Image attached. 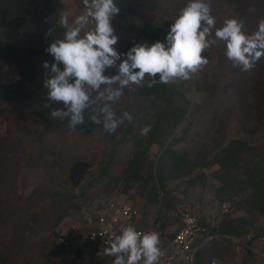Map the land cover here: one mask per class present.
Returning a JSON list of instances; mask_svg holds the SVG:
<instances>
[{
    "label": "rangeland",
    "instance_id": "1",
    "mask_svg": "<svg viewBox=\"0 0 264 264\" xmlns=\"http://www.w3.org/2000/svg\"><path fill=\"white\" fill-rule=\"evenodd\" d=\"M54 1L67 13L68 23L65 26L59 18L54 26L61 33H49L44 43L30 48L32 52L44 49L41 57L36 58L43 66L38 77H21L19 65L29 60L24 30L0 27V254L4 246L11 247L10 240L14 236L39 242L49 233L45 225H36L33 221L42 216L38 212L41 206L31 203L38 196L32 197L34 189H38L51 194L46 207L59 203L61 193L74 195L75 202L81 206L80 210L66 215L55 228L54 242L37 244V249L27 254L38 258L39 264H91L87 253L81 250L71 253L59 246L56 238L76 220L77 212L92 210L110 199L137 206L147 230H154L159 219L168 234L179 227L184 210L193 212L204 227L217 228L223 222L237 221L236 224L247 230L242 229L243 236L236 238L240 242L235 247L221 241L211 242L204 257L224 264H264V241H257V237H264V214L248 212L246 201L251 194L248 188L219 194L220 165L214 162L220 152L236 141L264 154V57L251 71L244 72L227 59L226 42L215 35L228 19L240 21L245 34L255 33L258 23L264 20V0H204L215 18L206 36L209 46L202 53L208 64L190 73L188 80L175 78L163 84L158 82V76H146L139 85L130 83L120 99L111 102L118 119L122 120L124 113L132 116L131 120L125 119V127L108 133L101 124H96L93 132L83 133L77 143L74 140L70 143L63 131L59 134L48 124L67 125L70 118L51 116L52 111L62 109L63 105L49 99L44 81L54 75L51 65L55 59L47 49L57 40H63L76 18L87 10L83 0ZM190 2L192 0H126V7L116 5L120 12L112 20L114 34L118 37L114 48L121 59L104 74L118 75L119 64L137 44L151 45L159 41L170 46L166 37L171 25ZM94 27L95 22L89 18L78 38ZM203 27L208 25L202 23ZM45 62L49 67H44ZM59 67L63 70L62 64ZM118 86L112 85L113 88ZM105 87L101 86L100 91ZM40 95H44L43 100ZM91 95L96 103L85 111L84 121L92 115H98L103 121L98 109L110 102L97 99L96 92ZM176 124H179L177 128ZM129 125H133L131 132ZM145 126L156 127L157 132L155 143L142 157L134 138L148 139L149 133L141 134ZM166 136L170 137L164 139ZM161 141L163 147L158 144ZM139 145L143 147L144 142ZM28 155L33 156V160L38 156L49 167L34 160L35 167L19 168ZM160 160L165 161L164 185L157 170ZM104 169L108 176L101 177ZM64 207L59 206V210ZM252 234L256 237L253 242L249 241ZM56 247L66 251L63 258L49 257ZM17 251L14 249L15 257ZM113 261V257L107 258L104 264H113ZM16 262L24 264L18 256Z\"/></svg>",
    "mask_w": 264,
    "mask_h": 264
},
{
    "label": "clouds",
    "instance_id": "2",
    "mask_svg": "<svg viewBox=\"0 0 264 264\" xmlns=\"http://www.w3.org/2000/svg\"><path fill=\"white\" fill-rule=\"evenodd\" d=\"M83 3L86 13L76 18L63 40H57L47 49L55 63L51 65L54 75L44 81V87L48 89L50 100L63 105L62 109L52 111L51 116L69 117L68 127L71 130L84 123L85 111L96 103L92 99L93 92L98 94L97 99H106L110 103L98 109L103 121L98 115H92V122L103 123L108 133H114L122 120L116 117L111 102L119 100L130 83L139 85L146 76H158V82L163 84H169L175 78L188 80L190 73L208 64L202 53L209 46L206 36L210 27L214 26L215 18L204 0H192L176 18L166 37L170 46L166 47L159 41L133 46L126 53V59L119 64L118 75L113 77L104 73L121 59L114 48L118 37L112 25L113 17L119 14L120 9L114 0H83ZM89 18L95 22L94 30L78 38ZM60 22L67 26L66 12L60 13ZM202 23L208 27L201 28ZM242 28L240 21L228 19L215 35L226 42L227 59L248 72L264 57V20L258 23L256 32L251 35L245 34ZM61 64L63 70L59 67ZM44 67H49L47 62ZM114 84L119 86L113 88ZM101 86H106L103 91H100ZM124 118L131 120L132 116L124 113ZM150 131V126H145L141 134L147 135ZM124 253L127 259L122 255ZM104 254L115 257L113 264H138L140 261L143 264H159L162 255L160 234L155 230L141 233L129 225L110 242Z\"/></svg>",
    "mask_w": 264,
    "mask_h": 264
},
{
    "label": "trees",
    "instance_id": "3",
    "mask_svg": "<svg viewBox=\"0 0 264 264\" xmlns=\"http://www.w3.org/2000/svg\"><path fill=\"white\" fill-rule=\"evenodd\" d=\"M42 1L43 0H0V27L24 30V42L27 48L26 53L28 54L29 60L26 61L25 64L19 65L20 73L22 74L21 77H31V79L33 77H38V74L43 68L42 63L38 60L36 61V58L39 59L41 57L42 53L40 54V52H43L44 49L37 48L38 50L32 52V49L30 48H32L33 46H40V44L44 43L43 41L47 40L46 38L49 36L48 35L49 33H59V34L61 33V30L54 25L56 24L57 20L60 18V13L62 11L64 12L63 8L58 2H55L54 0H44L43 4ZM114 2L120 8L126 7L125 4L126 0H114ZM154 90L156 91V89ZM40 97L42 98V100L44 99V95H40ZM35 113H36L35 111H32V114L35 115ZM178 123H180V121H178ZM48 124L54 126L58 130L59 134L62 133L61 131H63V134H65L67 140H70V143H72L71 141L73 140L74 142H76L77 138L79 139V137H82V134L85 132H93V128L96 126V123H94L93 126V122L91 119L84 121L82 125H78L75 130H71L68 127V124L64 125L62 123V125H59L53 122H49ZM101 125L103 127V123H101ZM178 125L179 124H176L175 128H177ZM129 126L130 128L128 131L131 132L133 125H129ZM123 127H125L124 117L117 131H120L121 129H123ZM64 131H67V133ZM156 132H157V128L152 127L151 131L149 132L148 139H144V137L134 138L136 142L135 144L137 146V152H139L140 156L141 155L142 157L145 156V154L149 151L151 146L155 143L154 135ZM169 137L170 136H166L164 137V139H168ZM143 142H144V146L142 147L139 144H142ZM39 143L41 144L42 141L40 140ZM158 144L160 147H163L164 142L161 141ZM34 160H37L38 162H43L42 159H40L38 156L34 157ZM34 160H33V156L28 155V157L26 158V162H24V165L20 163L19 168L23 167L29 169L31 167H35ZM214 162L220 165V170L219 172H217L218 173L217 177L222 184V186L219 187L218 189L219 194H224V193L232 194L233 192L243 191L244 189L248 188V190L251 191V194L249 195L246 201V204L248 205V212L252 214L254 211H257L260 214H264V154L263 152L259 149L255 150L249 148L247 145L239 141H236L228 149H225L222 152H220L215 157ZM44 163L46 164V162H43L42 165H45ZM159 164L160 165L157 168V170H159L160 172L159 179L162 185H164V181L166 178L165 168H164L165 161L160 160ZM45 167L47 168L49 166L45 165ZM133 173L134 175L136 174L135 171ZM105 174L108 176L106 169L103 170V174L101 177H104ZM34 190L36 191H34L35 193L32 195V197H35L36 194H38V196L35 198L34 202L31 203L37 206H41L38 212L42 216L41 219H39L35 215L37 219H34L33 221L36 225L38 223H42V226L45 225L47 230L45 229L44 230L49 233L45 232L47 233L46 234L47 236L42 240H40L39 242H36L38 239H36V241L31 242L29 241V239L22 240V238H25L24 236L22 237H20L19 235L16 237L14 236L10 240L11 247L4 246L0 254L1 256L0 264H16L17 256L22 258L24 264H39L40 260L38 258L34 259L31 256L29 257L27 254H31L33 251H35L38 245H42V246L47 245L52 240L54 242L55 228L60 225L64 217L68 215L70 212L72 213L75 210H80L81 206H79L75 202L74 195H69V194L65 195V193H61L60 195L62 197V200L59 201V203L51 204L50 206H52V208H49L46 207V200L47 198L50 197L51 194L48 193V191L41 192L38 189H34ZM40 195H41V199H40ZM59 206L62 207L65 206V207L62 210H59ZM98 206L100 205L98 204L97 206L93 207V209H95ZM250 210H252L253 212L251 213ZM53 211L54 214L56 215L55 217ZM158 217L160 218V215H158ZM157 222L158 223L156 225H158L162 231H166L165 225L163 223L160 224L159 219H157ZM236 223L237 221H232V220L226 223L223 222L220 225H218L217 228H211L208 226L204 227L200 224L201 227L205 229L203 236L204 237L212 236L213 238L210 239L200 249L197 255V260L199 264H208V262L211 260V259L208 260L207 258L204 257L205 250L211 242L221 241L224 243H228L229 245H234V247L235 245H237V243L233 239L227 237L230 236L239 239L243 236L244 233L241 232H243L242 229L244 228H241L240 224H236ZM0 224H2L1 218H0ZM242 225L245 226L246 222H244ZM154 227L156 226L154 225ZM8 228H10V226H8ZM176 232L177 231L175 230L174 233L169 234L170 237H173ZM217 235H219V237H217ZM252 235L253 236L249 241L253 242L254 240H256V237L254 234ZM257 241H259L258 237H257ZM34 243H36V245ZM31 244L33 246H31ZM14 249L18 250L17 251L18 255H16V257L15 255H13ZM69 250L71 251V253L74 254H75L74 251H80V249H69ZM49 254H50L49 257L52 255L55 258L61 259L63 258V256L66 255V251L56 247ZM68 255L69 253H67V256ZM123 255L125 256V259H127V254L124 253ZM111 257L113 256H107V258L109 259ZM113 258L115 259V257ZM104 262H102L101 264H104Z\"/></svg>",
    "mask_w": 264,
    "mask_h": 264
},
{
    "label": "built area",
    "instance_id": "4",
    "mask_svg": "<svg viewBox=\"0 0 264 264\" xmlns=\"http://www.w3.org/2000/svg\"><path fill=\"white\" fill-rule=\"evenodd\" d=\"M71 224L60 233L56 242L65 249H80L91 257V264H101L108 255L104 250L110 242L122 234V229L131 225L141 233L149 232L137 206L119 200L110 199L92 210H81ZM77 215V214H76ZM160 234L162 255L159 264H199L197 255L200 249L213 237L203 236L198 217L190 210L181 212V223L173 237L155 225ZM219 237V235H217ZM236 243L240 241L227 236ZM264 241V237L259 238ZM138 264H143L142 261ZM208 264H224L211 259Z\"/></svg>",
    "mask_w": 264,
    "mask_h": 264
},
{
    "label": "crops",
    "instance_id": "5",
    "mask_svg": "<svg viewBox=\"0 0 264 264\" xmlns=\"http://www.w3.org/2000/svg\"><path fill=\"white\" fill-rule=\"evenodd\" d=\"M149 226V225H148ZM149 231H151L150 229H149Z\"/></svg>",
    "mask_w": 264,
    "mask_h": 264
}]
</instances>
